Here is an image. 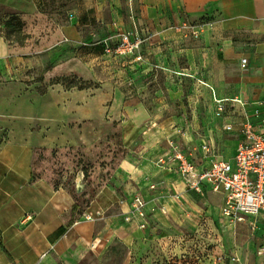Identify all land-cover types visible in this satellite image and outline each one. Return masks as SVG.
<instances>
[{
    "label": "rangeland",
    "instance_id": "374dc122",
    "mask_svg": "<svg viewBox=\"0 0 264 264\" xmlns=\"http://www.w3.org/2000/svg\"><path fill=\"white\" fill-rule=\"evenodd\" d=\"M36 1L30 22L0 6V37L14 47L16 58L27 60L21 74L10 71L11 59L8 66L4 62L9 70L0 82L8 93L5 132L10 141L24 134L36 137L34 178L70 195L74 206L63 243L37 262L29 256L20 264H264V213L234 223L223 217L219 197L192 193L179 179L160 196L135 193L148 204L145 230L123 221L118 202L127 194L98 215L92 202L139 135L125 116L126 102L133 96L153 102L160 89L136 86V79H145L143 71L134 76L130 60L107 57L100 45L90 44L116 35L112 26L125 24L138 9L133 0ZM12 16L24 26L7 40ZM197 130L195 138L215 139L218 155L232 159L234 147H223L225 133ZM20 154H11L14 165H22ZM20 170L27 175L25 165Z\"/></svg>",
    "mask_w": 264,
    "mask_h": 264
},
{
    "label": "crops",
    "instance_id": "0c3cea01",
    "mask_svg": "<svg viewBox=\"0 0 264 264\" xmlns=\"http://www.w3.org/2000/svg\"><path fill=\"white\" fill-rule=\"evenodd\" d=\"M120 3L129 7L126 1ZM0 6L29 22L38 10L36 0H0ZM131 6L138 9L135 14L112 28L117 34L139 31L143 44L128 59L134 76L142 71L145 74L143 81L135 80L136 86L160 89V96L153 102L144 96H133L126 102L125 116L139 135L130 142L129 153L116 167L112 181L92 202L99 215L121 194L160 196L177 179L182 182L176 173L157 164L169 139L180 130L188 134L182 140L188 147L211 144L216 152L220 146L215 139L200 142L194 133L196 128L209 136L222 131L228 136L223 147H234L235 155L237 131L251 108L245 112L227 103L226 115L219 118L214 99L240 98L251 103L264 98V0H133ZM190 23L201 26L198 39L185 27ZM13 52L14 47L0 37V82L2 74L9 71L4 65H9L8 59L10 71L21 74L26 70L27 60L16 58ZM0 88H5L0 92V264L24 263L29 256L31 262H37L66 239L64 235L58 240L56 234L58 229L67 228L74 203L70 195L46 179L34 178L35 136L24 134L15 141L7 137L9 113L4 105H8V93L3 83ZM33 119L39 120L40 115L34 113ZM229 123L235 124V133L225 131ZM15 150L21 152L26 176L21 173V162H12ZM207 195L219 197L222 209L221 196Z\"/></svg>",
    "mask_w": 264,
    "mask_h": 264
},
{
    "label": "built area",
    "instance_id": "2783aa9c",
    "mask_svg": "<svg viewBox=\"0 0 264 264\" xmlns=\"http://www.w3.org/2000/svg\"><path fill=\"white\" fill-rule=\"evenodd\" d=\"M194 38L201 36V26L185 24ZM199 28V29H198ZM143 39L139 31L118 33L98 43L104 55L129 59L141 49ZM243 61V66H246ZM216 116L222 118L228 110L227 103L243 110L245 121L237 131L239 144L232 160L222 159L211 144H200L192 149L182 142L188 137L180 130L169 139L167 150L158 158L157 164L176 173L190 192L205 196L209 193L222 197L221 213L234 223H245L264 213V98L248 103L240 98L214 99ZM225 131L235 133V124L229 123ZM121 217L126 223L137 222L140 228L148 227V204L138 194H127L118 202ZM99 215V214H98ZM89 219L92 217L89 216Z\"/></svg>",
    "mask_w": 264,
    "mask_h": 264
},
{
    "label": "trees",
    "instance_id": "16d2710c",
    "mask_svg": "<svg viewBox=\"0 0 264 264\" xmlns=\"http://www.w3.org/2000/svg\"><path fill=\"white\" fill-rule=\"evenodd\" d=\"M13 23H16V25H14L13 26ZM8 28H12V27H14V28H12L10 31H9V33L7 34V36H6V39L7 40H10L9 39V36H11L17 29H22V27L24 26V23L22 22V20L20 19V17L19 16H12V18H11V20L9 21V23H8ZM21 39V38H20ZM19 43V42H18ZM59 83V82H58ZM69 87L71 88V87H76V84L75 83H70V85H69ZM66 233V229L65 228H60L58 231H57V234H56V236H57V239L58 238H60V237H62L64 234Z\"/></svg>",
    "mask_w": 264,
    "mask_h": 264
}]
</instances>
